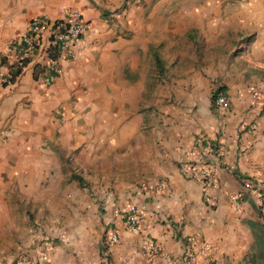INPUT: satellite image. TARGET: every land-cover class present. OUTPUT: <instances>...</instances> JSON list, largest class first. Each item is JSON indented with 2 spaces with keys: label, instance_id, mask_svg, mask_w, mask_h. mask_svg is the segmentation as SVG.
Segmentation results:
<instances>
[{
  "label": "crops",
  "instance_id": "crops-1",
  "mask_svg": "<svg viewBox=\"0 0 264 264\" xmlns=\"http://www.w3.org/2000/svg\"><path fill=\"white\" fill-rule=\"evenodd\" d=\"M63 9L88 29L75 58H59L58 78L46 85L36 59L18 76L0 66L11 77L0 81V264L34 260L44 243L42 264H189L188 246L202 243L212 247L205 264H264V215L244 186L264 191V0H0V53ZM218 89L225 106L212 105ZM92 147L127 149L140 175L118 201L80 212L39 192L64 155ZM191 149L217 189L185 176ZM129 209L139 234L125 225ZM148 239L161 254L144 249Z\"/></svg>",
  "mask_w": 264,
  "mask_h": 264
},
{
  "label": "built area",
  "instance_id": "built-area-1",
  "mask_svg": "<svg viewBox=\"0 0 264 264\" xmlns=\"http://www.w3.org/2000/svg\"><path fill=\"white\" fill-rule=\"evenodd\" d=\"M62 18L58 21H50L47 17L40 16L32 20L25 34L19 39L11 42L4 55L0 53V66L15 65L19 67L22 63L26 65L31 60H37L43 63L44 82L49 85L54 79L62 74V68L58 63L60 57L63 59H74L76 50L82 43L88 25L82 13L72 9H63ZM3 84L11 82V77L0 76ZM214 105L217 107L226 105V98L217 95ZM218 154H223L222 144L216 149ZM184 157L188 160L183 167L186 177L193 180H199L209 188L217 189L218 185L212 172L202 163V153L198 149L187 151ZM246 189H252L256 206L264 215V191L245 181ZM208 189H204L203 195L209 198ZM231 201L236 208L240 207L237 197H231ZM125 225L132 234H139L138 219L133 209L127 211ZM112 242L117 240L113 235ZM51 249V245L44 243L35 253L34 260L28 259L25 255H19L13 264H42L46 260V253ZM144 249L152 255H159L162 252L161 247L151 240L144 241ZM212 247L208 243L191 244L188 246L185 255L189 264H205L204 259L211 254ZM89 264H98L91 262Z\"/></svg>",
  "mask_w": 264,
  "mask_h": 264
},
{
  "label": "rangeland",
  "instance_id": "rangeland-1",
  "mask_svg": "<svg viewBox=\"0 0 264 264\" xmlns=\"http://www.w3.org/2000/svg\"><path fill=\"white\" fill-rule=\"evenodd\" d=\"M175 106L174 101L149 103L146 112L157 113L158 107ZM142 110V108H140ZM125 143V140H123ZM97 142L94 144L96 147ZM95 147L85 149V153L80 156L78 151H74L70 156H63L60 167H56L49 182L46 183L45 190L39 192L53 191L55 201L65 200L71 204L72 208L90 207L92 205L107 204V198L118 201L117 195L121 189L132 183L140 175L130 174L127 169L128 158L127 149H96ZM41 201V203H39ZM41 209L38 217L42 218L47 214L45 200H38ZM55 215L61 216V205L57 204ZM73 211V210H72ZM71 211V212H72ZM82 210L80 209V212Z\"/></svg>",
  "mask_w": 264,
  "mask_h": 264
},
{
  "label": "trees",
  "instance_id": "trees-1",
  "mask_svg": "<svg viewBox=\"0 0 264 264\" xmlns=\"http://www.w3.org/2000/svg\"><path fill=\"white\" fill-rule=\"evenodd\" d=\"M158 62V61H157ZM26 66V62L22 63V65H20L19 67H17L14 76H18L21 72L22 69H24V67ZM223 89H218L216 90V92H214V94L212 95L211 101H212V105H214L215 99L217 97V94L222 92Z\"/></svg>",
  "mask_w": 264,
  "mask_h": 264
}]
</instances>
